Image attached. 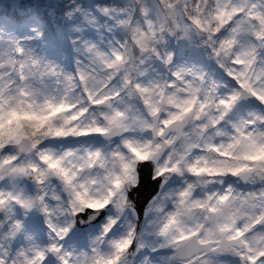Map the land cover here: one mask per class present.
Listing matches in <instances>:
<instances>
[{
	"label": "snow or ice",
	"instance_id": "obj_1",
	"mask_svg": "<svg viewBox=\"0 0 264 264\" xmlns=\"http://www.w3.org/2000/svg\"><path fill=\"white\" fill-rule=\"evenodd\" d=\"M0 264H264V0H0Z\"/></svg>",
	"mask_w": 264,
	"mask_h": 264
}]
</instances>
